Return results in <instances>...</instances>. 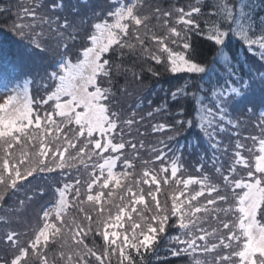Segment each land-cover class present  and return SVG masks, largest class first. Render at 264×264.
<instances>
[{"label": "snow or ice", "instance_id": "obj_1", "mask_svg": "<svg viewBox=\"0 0 264 264\" xmlns=\"http://www.w3.org/2000/svg\"><path fill=\"white\" fill-rule=\"evenodd\" d=\"M80 3L91 11L90 19L92 21L100 20L102 22L94 24L96 34L85 33L82 37L85 40L90 39L91 46L81 44L83 59L77 57L78 63L74 64L66 57L72 54L77 46L74 43L77 38L74 33H77L78 29L84 25L83 17H86L87 13L81 15L79 25L71 23L67 18L61 25L59 16L52 19L41 16L33 7H24L22 14L20 11L16 13V19L9 30L28 41L32 49L38 51L39 54H47L52 58L51 53L60 57L59 60L52 59L53 66L50 70H46L43 74L38 73L33 77L34 81L52 82L55 90L53 91L45 83L42 90L46 95L38 98L29 95L28 103L32 107L35 117L31 124L40 127L45 119L49 123H54L56 116L67 117L69 120L74 117L75 124L81 129V135H86L89 138L94 150L104 161L99 165L100 174L98 176L95 170L93 171L92 184H98L100 188H108L109 185L118 188L122 186V178L126 180L132 176L129 169H134V165L126 156L122 160L121 150L126 147L123 137L121 136L120 141L114 143L115 137L110 136L116 131L117 121L121 120V117L116 112L109 114L111 89L102 88L98 83V77L110 78L113 63L104 56L110 49H113L114 45L117 46L115 51L125 47L134 49L136 45L130 42V37L134 36L138 44L143 46L144 37L141 33L144 30L139 26L144 24L147 28L145 21L148 20V17L139 13L137 4H122L115 11L108 10L106 12L107 16L116 18L115 23H109L104 16L91 9L88 0H80ZM47 7L49 6L47 5ZM50 7L53 11H65L67 5L63 4L62 0H52ZM215 7L220 9L219 2ZM77 9L78 6H72L73 12L78 15L81 12ZM157 12L160 10L157 9ZM173 12L179 15V23L183 27L179 31L175 26L170 29L173 34L170 43L182 46V51H173L164 42L167 38L153 36V39L156 41L157 51L167 54L165 66L168 67L170 64V71L173 74L181 72L201 74L192 87L197 92H204L205 97L208 92H211L216 98L212 103L215 111L208 110L212 117L208 127H213L214 122L215 132H209L208 128H204L203 135L214 137L216 132H225V123L229 125L233 123L231 119L227 121L225 119L231 112L251 111L257 107L264 109V19L260 21L259 33H252V36H258V39L249 37L244 31L240 33L248 44V52L251 53L254 45H259L262 50L259 52L258 58L254 55L251 56V62L245 68L243 64L239 63L238 53L232 51L231 24L227 22L234 20V17L232 9L226 4L221 20L224 30L213 28L207 36L208 41L214 42L210 45V51L214 57L212 61L201 59L197 62V50L191 40L192 33L203 35L198 18L194 16V14L202 15L201 9L190 6L188 12H185L184 8H178L162 14L168 17ZM10 13L11 5H0V16H4L5 20L9 18ZM217 15H220L219 11ZM29 16L33 18V23H21L22 19ZM247 19H250V16ZM44 25H47V32L43 31ZM53 25H57V27L54 28ZM37 28H41V31L38 32ZM53 34L56 36L55 48H52L49 42ZM69 41H73V43H69ZM61 44L64 51H60ZM217 46H220L219 49ZM144 51L147 50L144 49ZM225 52H232L233 59L237 63H229L225 57V63L228 66L221 65L222 74L217 73L219 79L216 81V85L210 84L205 91L199 81H204L210 73L217 71L215 65L219 61L215 57H222ZM149 54L157 63L161 62L160 55ZM205 64L207 67L202 66ZM148 71L152 72L154 76L159 75L152 68H149ZM133 75L139 74L133 73ZM216 86L219 90H214ZM37 87L41 86L38 84ZM177 87L180 92L185 93L181 98H177V92L171 94L175 100L173 107L177 111L169 110L168 100L165 98L159 107L147 112L148 117H153L154 112L172 117L171 123L157 124L152 129L153 131H163L165 127L170 128L172 135L166 137L168 141L174 140L182 132L196 131L195 118H188L192 116L195 109L185 110L181 99H186L188 94L185 92V88ZM258 90L261 93L259 105L253 101ZM9 99L12 98L5 96L0 103ZM202 99L203 97L196 102L200 103ZM105 101L109 103H105ZM49 102H52L54 107L49 106L43 115L35 112L37 105L44 108L43 106L49 105ZM149 103L151 104V101ZM132 115L135 117L136 114ZM177 116L182 118L177 119ZM141 119L144 117L141 116ZM132 124V118L122 120V126ZM260 129L261 135L264 136V123L260 125ZM94 136L97 138L92 139ZM190 136H186L185 139H189ZM198 138L199 134L197 133ZM127 143L136 153L137 145L131 142ZM160 143L164 144V141H160ZM220 145L221 141L216 140L211 143L210 147L215 152ZM259 145L261 154L255 157L253 167L249 164L248 159L241 155L240 149L245 145L237 140L235 142V164L244 165L247 179L230 178L231 173L236 171L234 166L228 169L229 175H224L221 169L216 167L215 172L220 177L219 184L207 183L208 177L203 175L204 161L202 157L197 160L199 165L197 171L201 173L202 179L192 176L184 178L187 169L181 171V168L188 161L177 155L183 145L177 144L168 148L171 156L163 150L153 148L152 152L155 153V161H159V167H153L152 160L143 161L146 170L138 180L134 179L129 184L124 195L121 196L122 204L117 206V213L107 225L106 230L115 233V235H110L105 239L104 232L97 231L96 237L101 241L103 251L97 250L94 246L88 250V255L94 257L96 264H113V257L115 264H149L147 258L149 256H154L157 264H161L162 261L171 260L168 256L162 258L157 254V246L163 240L168 245V255L179 258L181 262L185 260V257H188L187 264H264V138L259 140ZM164 146L168 147L167 144ZM223 148L225 152L228 151V145H223ZM109 150H111L110 154L104 157L103 153L109 152ZM247 150L252 151L250 148ZM121 160L123 170L114 171L118 161ZM169 163L171 164L170 168L167 166ZM213 163L215 164V158ZM178 172H180L179 176ZM100 181L103 183H99ZM169 183L172 185L171 189L166 190L161 198V184ZM193 184L200 185L199 190H190L189 186ZM143 185H147V188ZM237 189L240 191H236ZM109 202L111 203V201ZM173 229L179 234L166 235Z\"/></svg>", "mask_w": 264, "mask_h": 264}, {"label": "rangeland", "instance_id": "obj_2", "mask_svg": "<svg viewBox=\"0 0 264 264\" xmlns=\"http://www.w3.org/2000/svg\"><path fill=\"white\" fill-rule=\"evenodd\" d=\"M7 1L9 2L8 5H11L13 8L9 16H13L14 20L16 19V13L20 11L22 14L24 7H33L41 16L52 19L59 16V23L61 25L65 18L71 23L79 25L82 18L81 15L87 13V16L83 17L85 19L84 25L78 29L77 33H74L77 36L74 41L76 45L85 33L91 31L96 34V30L93 28L89 29L87 25V17H91V11L84 8L80 0H62V3L67 5L65 11H53L50 7L52 0H31L32 3L21 2V0ZM116 1L113 0L110 3L108 0H88V4L92 10L101 15L104 8H107L108 5L111 6ZM176 1L131 0L130 3H127L137 4L139 13L147 16L148 20L145 21L147 28H145L144 24L139 26L144 30L141 33L144 37L143 46H140L133 36L130 37V42L136 45V47L134 49L125 47V49L131 50L134 53L141 52L149 56H151L149 53L160 55L161 62L159 66L166 65L167 54L157 51L155 46L156 41L153 39V36L167 38L164 42L173 51H178L180 46L170 43L173 35L170 32L172 28L170 23L176 24L175 27L178 31L181 27L178 28L179 15L177 13L173 12L168 17H165L162 13L178 8H185V12H188L190 11V6L199 7L201 5L200 1L203 0H190L187 3H182V5H179ZM245 2L246 0H238V4L240 5H243ZM43 5L45 6L43 7ZM73 5L78 6L77 10L81 12L80 14L77 15L73 12ZM157 9L160 12H157ZM194 16L198 18V22L202 21L200 14H195ZM110 18L109 23H115L116 18L114 16ZM21 23H33V18L29 16L26 19H22ZM53 27L55 28L57 25H53ZM36 30L39 32L41 28H37ZM43 31H48L47 25L43 26ZM14 35L12 46L15 52L9 51L12 54L9 61L12 59L13 62L21 60L22 63L27 65L25 66L26 69L29 68L32 72H34L36 66L37 72L32 73L33 77L38 73L43 74L51 67L52 59L56 60L59 58V56L51 53L52 58L47 54H39L38 51L32 49L28 41L15 33ZM49 42L52 48L56 47V36L54 34ZM69 43H73V41H69ZM90 46L91 42L88 47ZM144 49L147 51H144ZM60 51H64L62 44ZM219 61L225 62L223 57H219ZM247 65L245 68L248 67ZM4 71V68L0 69V73ZM220 73L222 74V71ZM165 74L162 71L160 77L162 75L165 76ZM33 77L20 81L14 86L0 88V101H3L5 96L12 98L0 103V259H5L6 257L8 260V256L11 255V259L16 260V256L22 250L21 255L25 257V260L28 259V263H33V260L38 256L40 257L39 260L43 261V264L47 262V264H96L94 257L88 255V250L94 246L97 250L103 251V245L97 239L96 232H104L105 239L110 235H115V233L106 230L107 225L117 213V206L122 204L121 196L124 195L129 184L134 179L138 180L143 171L146 170L141 163L152 160L154 162L152 166L159 167V161H155V153L152 152L153 148L163 150L171 156L172 154L168 152V148H172L177 144L183 145V148L177 155H180L181 159L187 160L188 163L182 165L181 171L187 169V173L185 172L186 176L196 175L195 178L202 179L201 173L197 171L199 168L197 160L202 157L204 161L203 175L208 177L207 183L211 184L220 183L219 174L215 172L216 167L222 169L221 171L224 172V175H229L228 169L234 166L236 171L231 173L230 177L242 178L247 176L244 165L235 164V142L237 140H240L245 145L244 148L240 149L243 157H248L247 153L249 151L247 149H252L253 147H255L257 156L261 154L259 152V140L264 138V136L260 138L259 136H261L260 125L264 121V113L259 114V107L253 108L251 111L241 110L231 112L225 119L226 121L231 119L233 123L230 125L225 123L226 131L222 133L218 132L214 137L205 136L203 135L204 131H200V133L195 132L191 135L194 137L193 139L189 134L182 132L174 140L168 141L166 137L172 135L170 128L165 127L163 131H157L154 134L152 133L154 132L152 129L157 124L171 123L172 117L164 113L158 114L155 112L153 117L147 116V112L153 111L161 105L165 98H168V92L155 86L141 88V84H131V87L126 86L124 90L130 92L131 95L138 94L140 91L141 101L145 104L136 108L140 100L134 101L136 96L134 98L127 96L124 99L126 107L122 106L123 108H119V113L122 116L131 115L130 118L133 119V125L137 122V119L142 121L141 125H135L133 129L127 126V129L124 127L122 130V137L125 135L127 138L130 133L139 135L137 139L140 148L137 149L136 153L131 148L121 150L123 153L122 160L126 156L134 165V169H129L132 176L126 180L122 178V186L118 188L112 185H109L108 188L94 187L93 195L88 196V189L83 188V185L92 180L94 170L97 176L100 174V170L96 171L95 169V161L100 156L97 155L98 152L94 150L93 145L89 142V138L86 135H81L79 127L73 125L67 117L56 116L54 117V123H49L45 119L42 121V126L40 127L31 124V121L35 117L32 107L28 103L29 95L33 98L39 96L42 89L40 90L37 85L39 84L40 88H42L46 82L34 81ZM154 78L156 79L157 77L155 76ZM217 78L219 79L218 75ZM35 87L38 90H35ZM170 98L172 99V97ZM215 99L213 97L209 101V103L211 102L209 109L212 112L215 111L212 107ZM260 99L261 93L258 90L253 97V101L259 105ZM130 100L134 101L132 106H130L132 103L129 102ZM149 101H151V104ZM186 101V99L181 100V103L185 105ZM48 106L50 105H44V108L38 106L36 112L43 115L45 109L49 108ZM171 111L175 112L177 109L174 107L171 108ZM133 113L136 114L135 117H133ZM141 116L144 119H141ZM179 117L177 116L176 118L179 119ZM208 120H212L210 113H208ZM235 126L237 127L235 128ZM117 127H119L118 124ZM237 128L238 134L233 136L231 131ZM139 130H143L144 137L139 134ZM212 130L215 132L214 122L209 132ZM125 131H129L130 133H124ZM149 133L151 134L150 138L147 137ZM197 133L199 134L198 139ZM110 136L112 135L110 134ZM186 136H190V138L186 140ZM253 138L258 140L256 142L255 140L252 141ZM216 140L221 141V145L213 152L210 145ZM160 141H164V144H167L168 147L166 148ZM141 144H143V147H141ZM225 144L228 145V148L230 147L229 149L232 154H227L228 151H224L223 145ZM104 157L106 156L104 155ZM214 158L215 164L213 163ZM122 160L118 161L114 171L120 172L123 170ZM248 161L250 164L249 157ZM254 165L255 161L253 162V167ZM179 175L180 172H178ZM99 183H103V181ZM74 184H77V186L75 185V189H71V191L63 188L66 185ZM58 186L63 187L58 188ZM54 187L57 189L54 190ZM143 187L147 188V185H143ZM171 187V183L161 184L160 197L163 198L164 192L170 190ZM199 188L200 185L197 184L189 186L190 190H199ZM110 192L113 194L110 195ZM232 218L234 219V217ZM169 234L174 236L178 235V232L174 230ZM50 245L52 249L56 248L54 253L46 255L41 253L47 250ZM201 258L203 257L201 256ZM185 259L188 260V257H185Z\"/></svg>", "mask_w": 264, "mask_h": 264}, {"label": "trees", "instance_id": "obj_3", "mask_svg": "<svg viewBox=\"0 0 264 264\" xmlns=\"http://www.w3.org/2000/svg\"><path fill=\"white\" fill-rule=\"evenodd\" d=\"M22 1H24L25 3H29V1H26V0H21V2ZM112 1L113 0H108V2L110 3ZM130 1L131 0H117L115 3L111 4V6L108 5L107 8H104L101 15L104 16V18L109 21L111 18L106 15V12L108 10L115 11L117 7L121 6L122 4L127 5V3H130ZM189 1L190 0H177L176 2L179 5H182V3H187ZM217 2H219V4L221 5L219 10L215 7ZM8 4L9 2L7 0H0V5H8ZM200 4L201 5L199 6V8L201 9V13H202V15H200V18H202V21L199 22V25H200V29L203 32V35H198L196 33L191 34V40L197 50V56H196L197 62H199L201 59H207L208 61H212L214 58L213 53L210 51V45L214 42L208 41L207 36L211 33V30L213 28H220V30H224V26L221 24V20H222V15H223L225 4L229 8L232 9V13L234 17V20H230L227 23L231 24L230 35L233 37L232 51L238 53L239 63H243L244 67H246L247 63L251 62V56L254 55L258 58L259 52L262 51L259 48V45H254L251 53L248 52L247 51L248 44L245 42L244 38L240 35V33L241 31H244L249 37L253 39L259 38L258 36H252V33L253 32L259 33L260 31V21L261 19H264V0H246V2L243 5L238 4V0H203V1H200ZM12 10L13 8L11 6V13H12ZM218 11L220 12V15H217ZM249 16H250V19H247V17ZM13 21H14L13 16L12 17L9 16L7 20H5L4 16H0V69L4 68L5 70L4 72L0 73V85H8L9 87L12 85L14 86L16 83H19L20 81L27 80V78L30 79L31 77H33V74L37 72L36 66L34 68V72H32L29 68L26 69L25 66L27 65L22 63L21 60L13 62V59H12L9 61L10 55H12L11 53H9V51L12 50L13 52H15L12 46L13 37H15V35L13 32L9 30L11 28ZM97 22H102V21L100 20L92 21L90 19V16L87 17V25L89 29H92V28L95 29L94 24ZM170 26L173 27V26H176V24L171 22ZM182 26L183 25L181 23H178V28ZM94 33L95 32L89 31L87 34L90 35ZM83 36L84 35H82L80 40L78 41V44L76 48L74 49L73 54L66 57V59H69L70 61L75 62V63L79 62L77 57H79V59H83L82 58L83 48L81 47V44L89 46V43L91 42L90 39H86V40L82 39ZM116 47L117 46H114L113 49H110V51L106 53L104 56V58L109 59L110 62L113 63V69L110 73V78L98 77V81H99L98 83L101 85V87L110 88L112 92L109 97V99L111 100V103L109 104V114H111V112H116L121 117V120L117 121V124L119 127H117L116 130L119 132L115 131L114 133H111L112 137H115V139H113L114 142H119L120 137L123 136L122 135L123 131H120L121 127L123 128L126 127L125 129H127V126H122V120H127L131 117V115L122 116L119 113L120 112L119 108H121L122 106L126 107L124 103V99L127 96H132L133 98L136 96L134 98V101L140 100L139 105H137L136 108L139 107L140 105L141 106L145 105L144 102L141 101L140 91L138 94L131 95L130 92L124 90L126 86L131 87V84H141V88L146 87V86H149V87L155 86L158 89L160 88L161 90L167 91L168 98L166 99L168 100V107L170 111H171V108H174L173 105L175 104V100L173 99L171 94L173 92H177V98L184 97L185 93L180 92L177 86L185 88V92H187L188 94L186 98L187 100L186 104L184 105L185 109L186 111H189L191 109L196 110L192 112V116L188 117L189 119L193 117L195 118V124H196L195 132L200 133V131H204V128H208V131H209V129L211 128V127H208V124H209V120H208L209 111L208 110H209V106H211V102L209 103V101H211V98H213L214 96L212 95L211 92H208V95L205 97L204 92H197V90L192 87L193 83L198 81V78L201 74H194V73H187V72L173 74L170 71V64L168 67H166L165 65L159 66V63H157L149 55L142 54L141 52L134 53L131 50H128L125 48H123V50L120 49L119 51H115ZM219 47L220 46H217V49H219ZM5 48H7L6 49L7 51L5 50ZM178 51H182V46L179 47ZM219 57L221 56H217L215 58L219 61ZM222 57L224 60L226 57L229 63H237V61L233 59L232 52H225V55ZM59 59L60 57L56 60H59ZM51 63H50L51 67H49L47 70H50L52 68L53 62ZM221 65H223L224 67L228 66L225 62L223 63L219 61V63L215 65L217 71L214 73H210L209 76L205 77L204 81H199V83L201 84V87L204 88L205 91H207L210 84L214 86L216 85V81L218 80L217 73H220L222 71ZM202 66L207 67L206 64ZM237 66L239 67V64ZM149 68H152L155 72L159 73V75H155L157 77L156 79L154 78L155 76L152 74V72L148 71ZM162 71L163 73H166V74L165 76L162 75L160 77ZM133 73H138L139 75H133ZM109 79L111 81L110 83H109ZM185 82L187 83L185 84ZM45 83H47L53 91L55 90L52 82L46 81ZM217 88L218 86L214 87V90ZM39 89L41 90L42 88H39ZM35 90H38V88L35 87ZM124 94H127V95H124ZM44 95H46V93L43 90H41V94L39 96H44ZM39 96L35 98H38ZM170 97H172V99ZM201 97H203L202 101L200 103H197L196 101L200 99ZM181 100L183 101L184 99H181ZM134 101H131V100L129 101V102H132L130 106L133 105ZM106 103H109V102L107 101ZM49 105L54 107V104L52 102H49ZM37 108L38 106L35 107V112L37 111ZM260 113H264V109L260 108L259 114ZM196 115L198 116L196 117ZM180 118L182 117H179V119ZM136 121H137L135 122L136 124L134 123V125L132 124L129 127L133 129L135 125L138 126L142 124L141 120L137 119ZM71 123L73 125H76L74 117L71 119ZM201 125H203V127H201ZM236 127L237 126H235V128ZM79 130L81 131L80 128ZM139 132L138 133L141 134L142 137H144L143 130H139ZM156 132L157 131H154L152 133L154 134ZM195 132H193L192 130H189V132H185V134L190 135L191 133L192 135ZM211 132H214V130H212ZM231 132L233 136H236L238 134V128ZM124 133H130V132L125 131ZM216 134H218V132H216ZM138 136L136 134L130 133L128 137L126 138V136L124 135L125 138L124 137L123 138L125 139V142H126L125 148L127 149L131 148L129 143H127V142H131V143H135L137 145V149H139L140 147H139V143L137 139ZM147 137L150 138L151 134L149 133ZM260 137H262V135L259 136V138ZM95 138L97 137L94 136L93 139ZM256 140L258 139L255 138V142ZM252 141L254 140L252 139ZM229 148H228L227 154L228 153L232 154ZM252 149H253L252 153L251 152L247 153L248 157L250 158L251 166H253V162L255 161V155L257 156L255 147H253ZM109 154H110V150H109V153L105 152L103 156L105 155L107 157ZM112 154L115 155L114 153ZM97 155H99V153H97ZM248 157L244 156L245 159H248ZM103 162H104L103 158L101 157H99L98 160L95 161L96 171L100 170L99 165L102 164ZM141 165L143 166V163H141ZM168 167L170 168L171 164H169ZM142 168L143 167H141V169ZM186 173L184 174L185 179L188 178V176H186ZM188 175H191V174H188ZM191 176L195 178L196 175H191ZM230 178H234V177H230ZM242 178L247 179V176L246 177L244 176ZM196 179H200V178L196 177ZM236 179H239V178H236ZM75 185L77 186V184H74V185H69V186L66 185L64 187L58 186V188L63 187L67 191H71V189H75ZM94 187H99V186L97 184H92V180L86 183L85 185H83V188L88 189V193H87L88 196L93 195ZM55 189L57 188L54 187V190ZM237 191H240V190L237 189ZM174 230L175 229L168 232L166 235H170L169 233H172ZM49 247L47 250H44L41 253H44L45 255L54 253L56 248L52 249V246L50 248ZM167 247L168 245L163 240H161V244L157 246L158 255H160L162 258L165 256H168V258L171 259L169 261H162L161 264H187V259L181 262L179 258L170 257L167 253ZM22 252L23 251L21 250L20 254L16 256V260L15 259L12 260L11 255L8 256V260L6 259V257L5 259H0V264H43V261H40L39 260L40 257L38 256L36 257V259L33 260V263H28V259L25 260V257H22L21 255ZM147 258L149 260V264H157L154 256H149ZM113 264H115L114 257H113Z\"/></svg>", "mask_w": 264, "mask_h": 264}]
</instances>
